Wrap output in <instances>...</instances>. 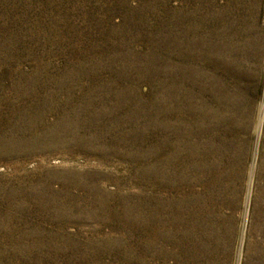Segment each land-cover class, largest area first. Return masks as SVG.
Instances as JSON below:
<instances>
[{"label":"rangeland","instance_id":"obj_1","mask_svg":"<svg viewBox=\"0 0 264 264\" xmlns=\"http://www.w3.org/2000/svg\"><path fill=\"white\" fill-rule=\"evenodd\" d=\"M0 264H264V0H0Z\"/></svg>","mask_w":264,"mask_h":264}]
</instances>
